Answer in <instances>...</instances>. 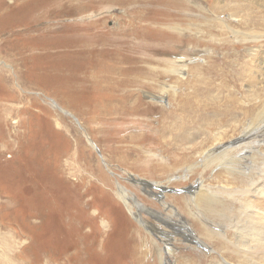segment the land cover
Listing matches in <instances>:
<instances>
[{
    "label": "rangeland",
    "instance_id": "rangeland-1",
    "mask_svg": "<svg viewBox=\"0 0 264 264\" xmlns=\"http://www.w3.org/2000/svg\"><path fill=\"white\" fill-rule=\"evenodd\" d=\"M129 1L0 0V264L4 247L9 264H219L220 243L199 238L193 225L205 218L198 210L184 212L182 198L203 182L225 185V164L204 169L200 151L195 160H178L204 136L245 120L243 105L262 107L264 0ZM216 3L228 5L217 18L245 35L226 40V26L207 23ZM150 10L154 20L138 23ZM170 34L182 40H170ZM254 52L262 54V63L253 68L258 60L252 58L247 72L241 63ZM209 53L218 61L212 72L205 68ZM177 62L186 66L183 72H170ZM148 67L151 74L140 82ZM180 77L185 83L177 92L210 103L199 112L177 110L174 121L167 110L176 102L167 93L162 98L160 84ZM198 129L197 137H184ZM175 132L182 135L176 141ZM240 133L222 139L238 142ZM256 140L264 142V134ZM119 185L135 194L134 210L141 214H131L118 198ZM158 193L167 195V205ZM168 205L180 208L172 223L158 213ZM149 223L161 230L165 225V231L155 233ZM162 240L174 243L163 263L156 250L166 254ZM212 248L218 251L213 256Z\"/></svg>",
    "mask_w": 264,
    "mask_h": 264
},
{
    "label": "bare ground",
    "instance_id": "bare-ground-1",
    "mask_svg": "<svg viewBox=\"0 0 264 264\" xmlns=\"http://www.w3.org/2000/svg\"><path fill=\"white\" fill-rule=\"evenodd\" d=\"M145 1L148 4H152V2H154L153 0H145ZM158 1H160V0H158ZM168 1H173V0H168ZM168 1H167V3H168ZM123 2L125 4H128V3H131L132 1L123 0ZM138 2H140V1H136V3H138ZM147 3H146V5H148ZM155 3H154V5H155ZM173 3L174 2H171V4H173ZM181 3H183V2H181ZM159 4H161V3H159ZM177 4H179V3H177ZM165 5L168 6L167 4H165ZM170 7L174 8L172 6H170ZM175 7L177 9H179L180 5L175 6ZM181 7H182V4H181ZM198 7H201V5H199ZM213 8H215V9H210L209 10L210 15L206 14L205 18L208 19L207 23L209 25L218 23L219 26L220 25H221V27L226 26L229 29L228 32H227V30L222 31L221 36L224 39L229 40L230 37L237 38V37H239V35H245L243 33V31L234 29V27L231 26V23L227 19L221 20V19L217 18L218 15L222 14L221 11H219V10H222V9L225 11L228 10L227 3H225L223 5H218L216 3L213 6ZM154 9L156 10V8H154ZM183 9H184V7H183ZM131 10H133V9H131ZM181 10H182V8H181ZM150 11L152 12V15L150 14L151 12H144L141 15L142 16L141 22L139 20L138 23H143V22L146 23L148 20L149 21L154 20L152 18L154 17L155 12L152 10H150ZM174 12H176V11H174ZM209 16H213V17H209ZM145 23L142 26L144 29H148V31L153 30L154 27L150 26V28H149L147 25L145 26ZM137 24H135L136 27L138 26ZM129 25H131V24H129ZM140 28H141V26H140ZM127 29H128V27H127ZM125 30H126V27H125ZM141 30H143V29L141 28ZM129 33L127 31H124L122 35H127ZM131 33H133V32H131ZM144 34H145V32H144ZM260 36H262L261 33H260V35L254 36V37H260ZM184 37H185V39H187L189 37L192 41H200L201 40L200 39L201 37H194L193 35L191 36V34L190 35L186 34ZM173 38L181 39L180 37H178V35L176 36V35L170 34V40ZM141 39H142V37H141ZM145 39L146 38H144V40ZM149 41L154 42V41H152V39H150ZM218 41H219V39H218ZM222 41H224V40H221V42ZM139 42H140V40H139ZM224 42H226V41H224ZM227 43H229V41H227ZM135 44H138V43L135 42ZM143 45L144 46L146 45L147 47H149L148 44L145 42H143ZM129 46H131V45H129ZM134 47H136V46H134ZM138 47H140V46H137V49H138ZM141 47L139 49H141ZM130 51L133 52L134 50L133 51L130 50ZM136 51H139V50H136ZM127 52H128V49H127ZM133 53H135V52H133ZM138 54L142 55L143 52L136 53V55H138ZM209 57H211L209 59L210 62L206 61V63L208 65L205 68L208 72H212V71H214V68L218 65L217 64L218 61L216 60V58L214 56H211V54ZM241 57L239 56L240 59L245 58L243 56H241ZM249 57L250 58H247V59L245 58V60L243 59V61L241 60L242 61L241 64L245 67V71H247V72L251 69V66H252L251 65L252 64L251 59L252 58L258 60V62L254 65L253 68H256V65H259L260 63H262V60H261L262 54L259 52L251 53V54H249ZM223 60H225V59H223ZM183 62H185V61H183ZM183 62H179V63L177 62L176 65H178V66L174 69H171L170 72L182 73L184 70V67H186V66H184ZM223 62L224 61H222V63ZM249 64H250V66H249ZM148 66H151V65L148 64ZM197 66H199V65H196L195 67L197 68ZM151 69L152 68L148 67V68L143 69L140 72V79H139L140 82L147 81L145 76L151 74L149 72ZM195 70H197V69H195ZM103 78H104V76H103ZM103 78H102V80H103ZM138 78H139V76L136 75V80H138ZM180 78H175L174 84H172V85H165V84L160 82L161 83L160 86H162V90H160V91H161V94L163 93L162 98H163V96H165V93H167L170 100H171L170 102H172V100L176 102L175 105H177V107L170 108V110H167L168 113H171V116H172L174 121H176L175 117L177 116V110L186 111L187 109L192 108L195 112H199L201 108L207 107V103H210L209 100H207V103H206V102H204L205 100L202 101V100H199L196 98L194 100V99H192V97L189 98L185 95L187 92L185 94L181 93V92L180 93L177 92V89H179L181 87V85L185 83L184 80L182 79V77H180ZM104 81H105V79H104ZM154 81H157V80H154ZM186 81H188V80H186ZM157 82H159V81H157ZM108 87H111V86L109 85ZM122 89H125V88L122 87ZM133 89H135V88H133ZM260 92H259V94H260ZM238 103H240V102H238ZM240 104H242V103H240ZM259 104H263L262 107H259L260 105H257V106H255L256 108L253 107L254 109L251 108L252 105L250 107V106H245L242 104L243 105V111H244V112L242 111V114H244V117H246L245 120L240 119L238 122L239 124L234 125V127H232L230 131H228V132H232L234 134V133H236L237 130H240L241 133L239 134V136L242 135L241 136L242 139L240 138V141L237 140L238 142H236V140L235 141L230 140L231 142L228 141V143H226L222 139V138L228 137L227 136L228 132H225V131L222 133L217 132V135H215L213 137H211L213 134L211 136L209 134V135L204 136V138H202L201 141H199V142L197 141V142H195V144L190 146L188 148V152H183L185 154V156L181 158L182 160L181 159L178 160L179 163H184V162L195 160L196 159V153L198 151H200L198 153L200 156L199 158H201V160L199 162L203 163L201 165H202V167H204V169L207 170L208 167H212L215 165L218 166L219 164H221L220 166H222L225 164V167L223 169L226 170V175L229 176V178L227 177L226 178L227 180L223 182V184H225V185L219 186V189H218V187L215 188V186H213L211 184L210 185H204V182H203V183H201L200 188L197 191H194L191 196H189V197L187 196V197H183V198L181 197L183 201H186L185 205L182 207L184 212H186L190 215H193L192 212L194 213V211L198 210L199 212H201L203 218H205V221L202 224H200L198 222H194V225H193L195 230L199 233V236H200L199 238L206 239L209 242L220 243V246L216 247V248H218L219 254H220V257L218 260L219 264H264V142H260V141L256 140L257 134L258 135L264 134V100L260 99ZM102 108H104V110H105L104 106ZM228 108H230L232 110L230 103H229V106L227 107V109ZM138 109H140V108H138ZM239 109H240V107H239ZM202 112L205 114V111L202 110L201 113ZM232 117L236 118L234 115H232ZM165 118H166V116H165ZM164 120H166V119H164ZM164 131H165V129H164ZM169 131H170V133L172 132L171 130H169ZM200 133H202V132L199 131V129H198L197 131L191 133L190 135L187 134L184 137H186L187 139L188 138H195ZM164 134H166V133H163V136H162L163 138L165 137ZM134 137L135 136H132V138H134ZM181 137H182V135H180L178 132H175V134H172L171 139L176 141L177 139H179ZM134 146L136 147L137 145H134ZM185 150H182V151H185ZM179 156H180V154H179ZM179 156H177V157H179ZM175 166L176 165H174L173 168H171V169L176 170ZM197 166L198 165L189 166V167H187L186 170L189 172L190 171L193 172ZM187 177H188V175L185 178H187ZM141 181H142V179H141ZM106 185L108 186L109 184H106ZM158 186H160V185H158ZM118 190H119V197L118 198L121 199V201H123L125 203L128 210L130 211V213L131 214H139L140 212L138 213V211L134 210L136 208V206L138 207V204H136V202L134 200L135 194L132 195V193L128 192L127 189L125 187H122L121 185H119ZM147 193L150 194L151 196H153L152 191L149 190V191H147ZM130 194L132 195V198L130 197ZM158 195H160V194L158 193ZM161 197H163V196H161ZM166 199H168L167 195H164L163 199H161V201L163 200V205L168 204ZM177 199L179 200L180 198H177ZM190 199H192L191 202H193V204L189 203ZM169 207H170V205H168L166 207L165 213L164 212H158V213H160V215L163 216L162 217L163 219L166 218L165 220L172 223V222H175L174 220H171V218H173L171 215L172 212L178 211V209L180 210V208L176 209L175 207L174 208H171V207L169 208ZM218 211H219V213H217ZM211 219H213V221H211ZM154 221L156 223H158V222L160 223V221H158V219H155ZM228 222L231 225V227H233V230L235 231V232H232L231 234H230V232H228L229 226L224 225L225 223H228ZM148 225H149V228H151L153 230V232L155 231V233L160 234V233H163L165 231L164 230L165 225L162 227L163 230H161L160 226L157 224L149 223ZM104 226H106V224H104ZM165 228H166V226H165ZM228 234H230L231 238L228 237ZM166 237H168L167 234H166ZM218 237H220L221 240H218ZM160 239L161 238H159L158 240H160ZM214 239H217V240L215 241ZM162 241H163V244L167 247V252H166V254H164L162 252L161 248L158 247L156 249L158 254H157V252H156V254H157L158 258L162 260V263H163V262H166V260L168 258L167 255L170 254V248L168 246H170V244H174V243H168L165 240H162ZM176 241H178V238L176 239ZM4 249L6 252L7 248L4 247ZM229 250L234 255V259H233V260H235L234 263H232V261H230L232 259L229 257L230 256ZM216 251H217V249L212 248L211 256H213V254ZM5 252L2 254V256H4V257L1 258V264H9V258L7 256V253H5ZM198 256L201 259H207L206 256H200V255H198ZM76 263H78L77 260H76ZM189 263H191V262L189 261ZM211 264H213V263H211Z\"/></svg>",
    "mask_w": 264,
    "mask_h": 264
},
{
    "label": "water",
    "instance_id": "water-1",
    "mask_svg": "<svg viewBox=\"0 0 264 264\" xmlns=\"http://www.w3.org/2000/svg\"><path fill=\"white\" fill-rule=\"evenodd\" d=\"M168 191L177 192L178 194H181V193L187 192L188 189L187 188H185V189H177V190H175V189H168Z\"/></svg>",
    "mask_w": 264,
    "mask_h": 264
}]
</instances>
